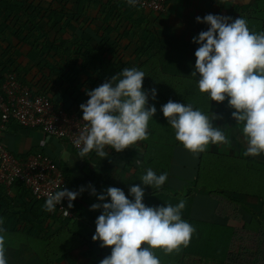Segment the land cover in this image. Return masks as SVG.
Here are the masks:
<instances>
[{
  "label": "crops",
  "instance_id": "0c3cea01",
  "mask_svg": "<svg viewBox=\"0 0 264 264\" xmlns=\"http://www.w3.org/2000/svg\"><path fill=\"white\" fill-rule=\"evenodd\" d=\"M34 5L40 12L38 29L13 4L0 16L1 79L14 69L33 90L46 91L79 111L89 99L86 90L123 68L136 67L146 74L143 89H156L148 105L157 111L149 120L147 140L119 153L106 147L104 158L92 151L81 159L66 141L37 128L7 125L0 138L12 154L45 155L60 167L64 188L85 187L72 202L74 215L60 219L49 216L45 201L21 184L0 190L7 264H99L111 249L92 240L100 210H90L99 201L87 186L97 194L117 187L132 199L129 187L140 184L148 168L157 175L167 172L168 179L159 189L142 185V202L158 207L183 199L182 219L195 229L187 247L178 252L154 250L160 264H264V179L257 174L264 171V153L244 156L243 125L232 117L227 99L217 104L199 92V76L192 74L198 45L191 42L208 28L196 17L207 14L233 21L242 17L250 31L264 32V0H168L161 12L135 9L125 0H34ZM52 10L57 15L50 16ZM81 40L92 45L94 58L75 51L72 43ZM3 64L8 70H1ZM169 100L220 117L212 124L230 144H210L199 154L184 149L160 111Z\"/></svg>",
  "mask_w": 264,
  "mask_h": 264
},
{
  "label": "clouds",
  "instance_id": "9594fccd",
  "mask_svg": "<svg viewBox=\"0 0 264 264\" xmlns=\"http://www.w3.org/2000/svg\"><path fill=\"white\" fill-rule=\"evenodd\" d=\"M127 2L134 6L137 0ZM196 22L208 25L191 41L198 45L192 71L199 76L198 90L217 104L227 99L234 110L232 117L243 125L241 131L247 143L243 155L259 156L264 153V32L250 31L242 17L233 21L231 17L207 14L197 16ZM145 76L136 67L123 68L95 89L86 90L89 99L79 105L86 123L75 140L81 159L92 151L104 158L108 156L106 147L119 153L148 139V123L157 111L148 100H155L157 93L155 88L143 89ZM160 111L175 131V139L193 154L205 152L210 144H230L221 128L212 124L220 118L216 115L208 116L191 104L172 100ZM167 179V172L157 175L151 168L146 169L141 183L129 187L132 199L117 187L97 194L92 185L87 186L90 195L99 201L90 210H100L92 240L99 241L101 248L111 249L99 264H160L154 250L171 254L187 247L195 229L182 219L186 202L181 199L176 205L158 207L142 202V185L159 189ZM57 187L59 190L47 193L46 212L56 211L65 198L68 208H72V202L85 191L84 186L77 190ZM5 252V236L0 234V264H7Z\"/></svg>",
  "mask_w": 264,
  "mask_h": 264
},
{
  "label": "built area",
  "instance_id": "2783aa9c",
  "mask_svg": "<svg viewBox=\"0 0 264 264\" xmlns=\"http://www.w3.org/2000/svg\"><path fill=\"white\" fill-rule=\"evenodd\" d=\"M167 1L137 0L134 6L161 12ZM10 122L24 128H37L45 135L66 141L75 150H79L75 140L86 123L81 115L54 104L46 94L34 92L14 72L7 73L0 84V137ZM16 182L24 185L33 197L44 201L47 193L59 190L58 185L61 190L64 188L62 171L49 157L40 153L15 156L0 138V185L8 189ZM56 207V211L48 214L72 216L63 200Z\"/></svg>",
  "mask_w": 264,
  "mask_h": 264
},
{
  "label": "trees",
  "instance_id": "16d2710c",
  "mask_svg": "<svg viewBox=\"0 0 264 264\" xmlns=\"http://www.w3.org/2000/svg\"><path fill=\"white\" fill-rule=\"evenodd\" d=\"M125 2H127L126 0H125ZM21 3V4H20ZM128 3V2H127ZM10 4H13L14 6H16V10L15 11H24V14H26V15H28V22L30 23V26H31V28H33V29H38V28H41V22L40 21H36V19L38 18L37 16H39L38 14L40 13L39 11H36L35 10V5H34V0H0V16L1 15H4V13H5V10L8 8V6L10 5ZM21 5L20 7H18V5ZM18 7V8H17ZM131 7H133V8H135V9H140V10H144V9H141V8H139V7H137V6H131ZM53 16V15H57V12H55L54 10H52L51 12H50V16ZM52 21H54L53 23L55 24L56 23V19H53ZM73 45H74V47H76V49H75V51H79V50H81L84 54H87V57H86V59L89 57V55L92 57L93 55H91L92 54V45H90L89 43H87V42H84V41H80V43H78V44H75V43H72ZM92 58H94V57H92ZM160 62V64H163L164 62L162 61V60H160L159 61ZM167 62V61H166ZM165 62V63H166ZM2 68H1V70H3V69H7V67L5 66V64H3L2 66H1ZM8 70V69H7ZM10 72H14L16 75H17V77L22 81V82H24V83H26L23 79H22V77L20 76V74H19V72H17L16 70H14V69H10L9 71H7V73H10ZM6 73V74H7ZM5 74V75H6ZM5 75H4V77H5ZM4 77L1 79L0 78V84H1V82L3 81V79H4ZM27 84V83H26ZM31 88V87H30ZM32 89V88H31ZM33 90V89H32ZM34 92H39V93H43V94H46L47 96H49L50 97V99L52 100V102L54 103V104H56V105H61L63 108H65V109H67V110H69V111H73V112H75V113H77L78 115H81L82 116V111L81 110H74V109H72V108H69V107H67V106H65V105H63V104H61L60 102H58V101H56V100H54L52 97H51V95L49 94V93H47L46 91H38V90H33ZM258 176H259V178L261 179V178H263L264 179V171H259L258 173ZM14 184H17V182L16 183H14ZM13 184V185H14ZM18 184H20V183H18ZM22 185V184H21ZM24 186V185H23ZM5 188L3 187V186H1L0 185V190H4ZM26 189V188H25ZM27 190V189H26ZM260 190V189H259ZM28 191V190H27ZM29 192V191H28ZM30 193V192H29ZM257 195H258V193H256ZM258 196H260V195H258ZM67 206V205H66ZM68 207V206H67ZM70 209V211L72 212V216L74 215V213H75V211L73 210V209H71V208H69ZM52 216V217H57L58 219H60V218H62L63 216H61L59 213H54V214H49V216ZM66 218V217H65ZM67 218H69V217H67Z\"/></svg>",
  "mask_w": 264,
  "mask_h": 264
}]
</instances>
